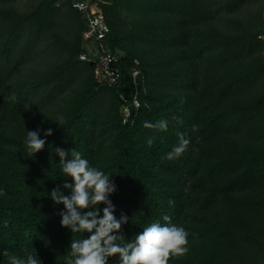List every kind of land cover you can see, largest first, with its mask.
Instances as JSON below:
<instances>
[{"label": "trees", "instance_id": "obj_1", "mask_svg": "<svg viewBox=\"0 0 264 264\" xmlns=\"http://www.w3.org/2000/svg\"><path fill=\"white\" fill-rule=\"evenodd\" d=\"M13 1L0 0L8 6L0 8V264H10L11 255L26 261L29 254L41 264H67L71 239L88 235L62 227L64 206L49 196L71 182L61 172L57 147L76 148L91 167L112 175L113 214L129 218L120 243L134 240L152 223H167V215L189 233L188 252L169 264L238 263L232 256L247 243L238 228L255 212L252 194L264 182V145L248 154L230 145L243 133L253 135L264 111V95L246 99L264 78V43L250 22L232 16L248 0H104L112 51L119 21L122 34L139 44L132 50L119 47L124 54L114 85L97 83L93 64L78 58L84 51L79 37L65 45L68 56L52 70L21 76L45 31L54 33L70 15L80 14L68 0L60 7L55 0H40L28 12L10 6ZM62 6L67 9L57 12ZM215 20L226 29L204 27ZM80 63L90 71L88 84L70 114L54 117L52 109L80 77ZM134 68L140 106L132 107L123 123L120 95L131 100ZM161 120L168 122L167 130L143 126ZM38 128L47 142L29 156L27 130ZM49 128L53 135L45 137ZM178 133L190 141L188 148L167 160ZM255 138L263 140L264 131ZM104 207L99 205L101 215ZM109 264H118V257Z\"/></svg>", "mask_w": 264, "mask_h": 264}, {"label": "clouds", "instance_id": "obj_2", "mask_svg": "<svg viewBox=\"0 0 264 264\" xmlns=\"http://www.w3.org/2000/svg\"><path fill=\"white\" fill-rule=\"evenodd\" d=\"M10 99L15 100V95ZM179 123L182 120L173 117ZM145 128L167 130L166 120L156 124L144 122ZM41 129L27 130L24 140L27 154L34 156L43 150L46 139L40 138ZM45 137L53 135L51 128L43 132ZM178 143L164 157L167 160L180 158L187 150L190 141L183 133H178ZM152 143L151 139L148 141ZM60 157L61 172L70 177L71 182H64L49 193L55 205L62 204L64 210L59 215L60 224L71 233H87L83 239H71L70 254L67 264H109V258L118 257V264H169L172 257L183 256L188 252L189 233L177 224L171 223L167 215L163 220L167 223H152L138 233L134 240L125 241L122 226L128 223V216L121 214L117 219L113 214L115 206L109 197L117 190L115 183L98 168L91 167L82 154L72 148L65 150L55 148ZM65 192L68 194L66 195ZM171 204L172 202L169 201ZM105 205L101 210L99 205ZM3 255L9 256L7 250ZM10 264H41L35 256L29 254L27 259L16 255L10 256Z\"/></svg>", "mask_w": 264, "mask_h": 264}, {"label": "rangeland", "instance_id": "obj_3", "mask_svg": "<svg viewBox=\"0 0 264 264\" xmlns=\"http://www.w3.org/2000/svg\"><path fill=\"white\" fill-rule=\"evenodd\" d=\"M39 1L40 0H14L10 6L28 12L34 9ZM60 1L64 4L66 0ZM61 3L59 5H61ZM2 7L8 6L1 4L0 2V8ZM66 9V6H62V8L57 9V12L62 13ZM232 16L241 19L244 22H250L255 28H257L259 34L264 30V0H248V4L237 13L232 14ZM68 19L69 18H66V20ZM70 19H72L70 22H64L59 26H55L53 28L56 29L54 33H51V31H45L43 35L44 37H42L43 41L38 42L37 47L34 48L35 55L32 60L25 64L24 68L20 70L21 76H25L30 72H34L33 74H39L40 72L42 73L52 70L61 60L68 56V50L65 45L74 44L78 37L80 38V47L85 46L87 49L91 48V43H85L82 38L84 24L82 23L81 18L78 16H74L73 18V15H70ZM122 24L123 22L120 21L115 24V28H113L112 31V37L115 38L118 43L115 47L116 52L123 56L124 50L119 47H123L126 50H132L138 47L139 44L131 42L127 36L122 34V26H124ZM204 27L206 29H226L225 23L217 20L208 23ZM257 61L262 62L259 55L257 56ZM80 64L82 66L80 77L74 85L65 91L60 101L57 102L52 109L51 114H53L54 117H64L70 114L74 109L75 101L79 97L80 92L88 84L90 71L86 64ZM261 95H264V78L256 84L253 90L246 96V99L257 98ZM262 131H264V111L262 117H260L252 127L253 135L243 133L234 137L230 142V145L236 147L237 151L243 154H248L254 150L256 151V149L264 145V139L258 140L255 138L257 135L261 137ZM252 196L257 201V207L255 212L251 213L247 222L238 228L239 231L242 229L241 233L247 238V243L244 247L238 248V250L236 248L237 253L232 256V258L238 262L236 264H261V256L264 248V182L262 185L255 188Z\"/></svg>", "mask_w": 264, "mask_h": 264}, {"label": "built area", "instance_id": "obj_4", "mask_svg": "<svg viewBox=\"0 0 264 264\" xmlns=\"http://www.w3.org/2000/svg\"><path fill=\"white\" fill-rule=\"evenodd\" d=\"M70 7L75 9L84 24L82 38L85 43H91V48L83 47L84 51L80 52L78 58L93 64V77L97 83L114 85L118 82L120 74L117 62L120 58L119 53L112 51L107 41L110 28L105 20L101 4L104 0H68ZM61 1H55L54 5L59 7ZM264 43V30L257 35ZM261 58L264 61V46L261 50ZM139 71L134 68L131 72V78L135 91L131 100L127 102L123 95H120L122 105L120 115L122 122H127L131 116V108L137 109L140 106L138 93L136 91L137 76Z\"/></svg>", "mask_w": 264, "mask_h": 264}]
</instances>
